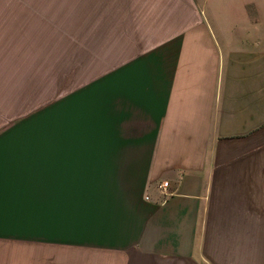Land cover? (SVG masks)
Listing matches in <instances>:
<instances>
[{
  "label": "crops",
  "instance_id": "obj_1",
  "mask_svg": "<svg viewBox=\"0 0 264 264\" xmlns=\"http://www.w3.org/2000/svg\"><path fill=\"white\" fill-rule=\"evenodd\" d=\"M87 5L65 87L0 128V264H264V0Z\"/></svg>",
  "mask_w": 264,
  "mask_h": 264
},
{
  "label": "rangeland",
  "instance_id": "obj_2",
  "mask_svg": "<svg viewBox=\"0 0 264 264\" xmlns=\"http://www.w3.org/2000/svg\"><path fill=\"white\" fill-rule=\"evenodd\" d=\"M88 2L0 0V128L65 87L56 74L64 72L72 40L83 39L81 9ZM85 39H91L87 32ZM89 251L27 243L26 264H51L76 254L96 258Z\"/></svg>",
  "mask_w": 264,
  "mask_h": 264
},
{
  "label": "built area",
  "instance_id": "obj_3",
  "mask_svg": "<svg viewBox=\"0 0 264 264\" xmlns=\"http://www.w3.org/2000/svg\"><path fill=\"white\" fill-rule=\"evenodd\" d=\"M161 185H166V182L162 183Z\"/></svg>",
  "mask_w": 264,
  "mask_h": 264
}]
</instances>
